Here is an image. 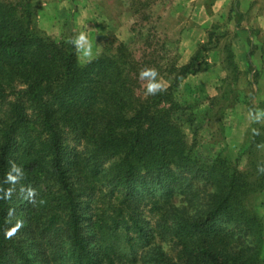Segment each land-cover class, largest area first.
I'll use <instances>...</instances> for the list:
<instances>
[{"label":"trees","instance_id":"16d2710c","mask_svg":"<svg viewBox=\"0 0 264 264\" xmlns=\"http://www.w3.org/2000/svg\"><path fill=\"white\" fill-rule=\"evenodd\" d=\"M150 3L128 7L148 23ZM72 39L0 0V264H264L248 203L264 187V125L234 158L205 159L176 98L214 46L179 65V38L150 29L80 63ZM148 68L163 81L151 95Z\"/></svg>","mask_w":264,"mask_h":264},{"label":"rangeland","instance_id":"374dc122","mask_svg":"<svg viewBox=\"0 0 264 264\" xmlns=\"http://www.w3.org/2000/svg\"><path fill=\"white\" fill-rule=\"evenodd\" d=\"M25 1L29 3V0ZM74 1L73 8H70L71 15L62 20L64 24L61 20L58 24H53L50 37L72 39L84 33L87 42L80 50L77 49V59L80 63L105 53L120 41L127 43L131 49H136L150 29L165 33L172 39L179 38V65L186 63L194 53L182 48V41L186 39L190 46L194 47L195 43V38L187 37L188 21H183L192 9L191 4L187 3L189 0H151L146 10L150 15L148 23L141 22L138 16L132 14L128 7L130 0ZM55 10L60 12L61 9ZM72 10L74 13L80 11L74 21L70 20ZM226 23L224 20L212 23L206 29L204 41L198 45L199 47L208 42L210 46L219 49L220 54L216 57L212 53L214 47L206 52L201 70L194 75H188L180 83L176 93V98L181 103L188 104L193 109V127L186 124L184 130L190 139L196 140L197 153L205 159L213 158L217 153L234 158L250 138L252 131H258L260 126L264 125V113L260 111L259 115L260 101L257 100L255 92L256 76L252 82L250 72L237 68V55L230 51L232 39L226 32ZM138 31L140 33L136 34ZM94 34L97 36L96 40L93 39ZM89 49L90 52L86 54ZM211 59L219 60L220 70L209 68ZM160 84L163 85V81H160ZM254 150L252 160L257 156L259 147L256 146ZM241 162L244 165L245 157ZM260 195L253 194L248 199V203L256 211L260 204Z\"/></svg>","mask_w":264,"mask_h":264},{"label":"crops","instance_id":"0c3cea01","mask_svg":"<svg viewBox=\"0 0 264 264\" xmlns=\"http://www.w3.org/2000/svg\"><path fill=\"white\" fill-rule=\"evenodd\" d=\"M74 0H29V4L36 8L37 25L46 34H52L53 24L64 20L74 6ZM192 6L183 21H188L187 37L195 38L194 47L189 41H182V48L188 52H195L198 45L204 41L206 29L224 20L226 32L230 35V51L236 54V66L240 71H248L251 74V81L256 76L255 92L256 98L260 101L258 106L264 113V0H189ZM180 4V3H178ZM61 9L60 12L55 9ZM73 11V10H72ZM70 20H76L79 12L74 13ZM68 19V18H67ZM62 24H64L62 22ZM59 28V27H55ZM100 36V35H98ZM96 35L93 39L96 40ZM214 55L220 54L219 49L212 50ZM219 60L211 59L209 68L216 71L221 69ZM219 66V67H217ZM226 74V73H225ZM260 204L257 211L261 219H264V187L260 195ZM263 229H264V220ZM264 231V230H263Z\"/></svg>","mask_w":264,"mask_h":264},{"label":"clouds","instance_id":"9594fccd","mask_svg":"<svg viewBox=\"0 0 264 264\" xmlns=\"http://www.w3.org/2000/svg\"><path fill=\"white\" fill-rule=\"evenodd\" d=\"M86 42H87V37L84 33H80L79 36L73 38L70 41V43H72L78 50H80L82 48V45L85 44ZM89 52H90V49L86 52V54H88ZM156 76H157V73L155 69L148 68V69L141 70L140 78L142 80L148 79L146 94H149V95L155 94L158 90H160L161 85L155 82ZM13 171L19 172L20 170L16 168L15 165H13ZM259 171L264 173V167L259 168ZM9 179L14 180L15 177H12L11 175H9ZM11 234H12L11 232L8 233L9 236Z\"/></svg>","mask_w":264,"mask_h":264}]
</instances>
